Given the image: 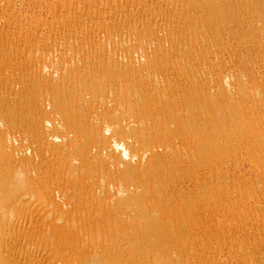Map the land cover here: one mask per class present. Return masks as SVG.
Here are the masks:
<instances>
[{
    "label": "rangeland",
    "instance_id": "374dc122",
    "mask_svg": "<svg viewBox=\"0 0 264 264\" xmlns=\"http://www.w3.org/2000/svg\"><path fill=\"white\" fill-rule=\"evenodd\" d=\"M132 1L138 4L131 0H0V210L14 213V219L29 218V226L37 233L25 232L21 226L16 233L14 226L10 230L13 224L5 222H0V232L9 228L17 243L22 242V234L40 243L34 264H264V10H258L264 8V0H198L203 6H196L197 0L187 4L170 0L172 6L169 0L166 4L165 0ZM204 5L208 12H202ZM226 5H232L231 13ZM177 20L184 28L180 34L174 26ZM146 37L153 40L152 45ZM50 52L54 55L48 57ZM146 55L153 56L150 63ZM132 59L133 65L129 64ZM112 65L118 70H110ZM126 66L133 73L157 78L168 89L171 101L155 102L165 105V114L176 120L171 132L178 138L190 132L198 142L190 176L148 179L143 194L127 189L138 175L125 182L117 180L121 168L112 166L119 157L107 148L114 135L123 138L134 133V127L129 130L125 125V120L132 119L126 113L131 106L112 95L116 88L107 84L120 78L117 73L127 71ZM160 67L165 71L159 73ZM47 71H54L53 79ZM77 72L81 76L73 77ZM173 79H180L181 90L196 96L195 103L184 106L173 97ZM238 81L242 86L246 83L248 92L238 89ZM65 88L71 91L66 97ZM99 88L103 90L91 92ZM78 94L84 100L80 105L75 101ZM60 97L61 108H55L52 100ZM96 102L99 109L92 107ZM63 114L58 130L71 129L66 139L54 130L55 117ZM184 115L191 119L187 127L178 119ZM45 121L49 125L44 130ZM105 123L115 129L103 132ZM49 134L58 141L43 138ZM131 142L137 163L144 148ZM98 180L102 183L97 186ZM107 185L121 192L125 187L124 194L116 190L110 194V190L104 195ZM157 186L164 191L155 192ZM140 205L143 210L149 208L145 215L137 210ZM130 208H137L136 212ZM166 211L169 218L162 216ZM20 244L16 247L24 242ZM56 247L62 250L61 259L55 257Z\"/></svg>",
    "mask_w": 264,
    "mask_h": 264
},
{
    "label": "bare ground",
    "instance_id": "6f19581e",
    "mask_svg": "<svg viewBox=\"0 0 264 264\" xmlns=\"http://www.w3.org/2000/svg\"><path fill=\"white\" fill-rule=\"evenodd\" d=\"M127 1H129V0H127ZM137 1H139V0H137ZM144 1V0H143ZM173 1V3H175L176 2V0H175V2H174V0H172ZM179 1V0H178ZM181 1H184V0H181ZM191 3L194 1H192V0H189ZM189 1H187L186 0V2H184L185 4H187V2H189ZM196 1V0H195ZM194 1V2H195ZM200 1H202L203 2V0H200ZM213 1V0H212ZM214 1H216V0H214ZM213 1V2H214ZM220 1H222V0H220ZM219 1V2H220ZM131 2H134V1H132L131 0ZM145 2V1H144ZM168 1H166L165 0V3L164 2H162V3H164V4H166ZM197 3H199L198 2V0L196 1ZM201 2V3H202ZM134 3H136V1L134 2ZM141 3V2H140ZM169 3H170V0H169ZM172 3V2H171ZM170 3V4H171ZM183 3V2H182ZM201 3H199V4H196V6L197 5H200ZM212 3V2H211ZM221 3V2H220ZM224 3H226V2H224ZM223 3V4H224ZM127 4V3H126ZM136 4H138V2L136 3ZM176 4V3H175ZM180 4V3H179ZM189 4V3H188ZM207 4V3H206ZM222 4V3H221ZM222 4V5H223ZM228 4H229V2H228ZM227 4V5H228ZM173 4H171V6H172ZM192 4H190L189 6H191ZM195 5V4H194ZM211 5V4H210ZM213 3H212V7H213ZM217 6V8H218V3L216 4ZM225 6V7H228V6ZM132 6H134V5H132ZM167 6H169L170 7V5H168L167 4ZM176 6V5H175ZM179 6V5H178ZM183 6H185L186 7V5H183ZM182 6V7H183ZM196 6H193V8L194 7H196ZM201 6H203L202 4H201ZM205 7V9H203V10H205V11H202L203 13L204 12H208V11H206L207 10V8L209 7V4L207 5V8H206V5H204ZM230 6H232V5H229V10L228 9H226V10H228L229 12H230V8H232V7H230ZM235 6V5H234ZM240 6V5H239ZM243 6V5H242ZM242 6H240V8L242 7ZM124 7V6H123ZM179 7H181V6H179ZM198 7H200V6H198ZM197 7V8H198ZM212 7H210V8H212ZM221 8H222V6H220ZM236 7V6H235ZM234 7V8H235ZM264 7V6H263ZM120 8V7H119ZM163 8H166V6L165 7H163ZM162 8V9H163ZM168 8V7H167ZM177 8V7H176ZM201 9H202V7H200ZM233 8V10L232 11H234L235 9ZM238 8V7H237ZM245 7L243 6V8L242 9H244ZM123 9V8H122ZM121 9V10H122ZM133 9V8H132ZM173 9V8H172ZM182 9H184V8H182ZM187 9H190V8H188V5H187ZM191 9H192V7H191ZM213 9H215V10H217L216 8H215V5H214V8ZM213 9H211V11H213ZM220 9V8H219ZM225 9V8H224ZM239 9V8H238ZM237 9V10H238ZM264 10V8H262V6L261 7H259V11L260 10ZM119 11H120V9H118ZM117 10V11H118ZM129 10V9H128ZM130 10H131V8H130ZM166 10V9H165ZM167 10H169V9H167ZM175 10V9H174ZM178 10H180L179 8H178ZM185 10V9H184ZM192 10H195V9H192ZM198 10V9H197ZM197 10H195L196 12H197ZM260 11V12H263V11ZM116 11V12H117ZM123 11V10H122ZM127 11V10H126ZM150 11V10H149ZM158 11V10H157ZM157 11H155V12H157ZM163 11V10H162ZM177 11V10H176ZM187 11V10H186ZM185 11V12H186ZM217 11H219V10H217ZM227 11V12H228ZM258 11V12H259ZM123 12H125V11H123ZM128 12V11H127ZM133 12V11H132ZM151 12V11H150ZM153 12V11H152ZM168 12V11H167ZM171 12V11H170ZM174 12V11H173ZM180 12V11H179ZM188 12V11H187ZM190 12V11H189ZM196 12H195V15H196ZM199 12H200V10H199ZM201 12V13H202ZM259 12V13H260ZM118 13V12H117ZM120 13H122L121 11H120ZM154 13V12H153ZM159 13V12H158ZM162 13V12H161ZM163 13H165V12H163ZM177 13V12H176ZM194 13V12H193ZM198 13V12H197ZM231 13V12H230ZM264 13V12H263ZM119 14V13H118ZM156 14V13H155ZM186 14H188V13H186ZM200 14V13H199ZM198 14V15H199ZM248 14V13H247ZM164 15V14H163ZM194 15V16H195ZM197 15V16H198ZM189 16H190V14H189ZM197 16H195V17H197ZM263 16H264V14H263ZM191 17H193V16H191ZM194 17V18H195ZM198 18V17H197ZM190 19H192V18H190ZM180 20V19H179ZM172 21H174V19L172 20ZM193 21H194V19H193ZM262 21V20H261ZM264 21V20H263ZM174 22H176V21H174ZM173 22V23H174ZM182 22V21H181ZM181 22H179L178 20H177V23H176V25H174L175 27H178L179 28V30L181 29H184L183 28V26L181 27L178 23H180L181 24ZM187 22V21H186ZM224 22V21H223ZM226 22V21H225ZM254 22V21H253ZM260 22V21H259ZM173 23H171V26H172V24ZM188 23V22H187ZM229 23H230V21H229ZM248 23V22H247ZM250 23H251V21H250ZM257 23V22H256ZM264 23V22H263ZM186 24V23H185ZM222 24H224V23H222ZM225 24H227V23H225ZM253 24H255V23H253ZM258 24V23H257ZM261 24L262 23H260V26H261ZM184 25V24H183ZM228 25V24H227ZM243 25H245V27H246V24H243ZM189 26L190 27H192V24L190 25L189 24ZM247 26H248V24H247ZM254 25H252V27H253ZM256 26V25H255ZM174 27V28H175ZM185 27V26H184ZM186 27H187V25H186ZM194 27V26H193ZM259 27V26H258ZM258 27H256L257 29H259ZM262 27V26H261ZM171 28V27H170ZM188 28V27H187ZM186 28V29H187ZM249 28V27H248ZM263 28H264V26H263ZM263 28H262V30H263ZM189 29V28H188ZM247 29V28H246ZM250 29V28H249ZM256 29V30H257ZM171 30H174V29H171ZM170 30V31H171ZM175 30H177V29H175ZM181 30H180V32H179V34L181 33ZM193 30H195V29H193ZM121 31V30H120ZM123 31V30H122ZM185 31V30H184ZM187 31V30H186ZM249 31V30H248ZM254 31V30H253ZM258 31V30H257ZM259 31H261V28L259 29ZM258 31V32H259ZM264 31V30H263ZM183 32V31H182ZM250 32H252V30L250 31ZM262 32V31H261ZM121 33V32H120ZM178 33V32H177ZM186 33V32H185ZM191 33V32H190ZM189 33V34H190ZM257 33V32H256ZM123 35H125L124 33H122ZM128 35V34H127ZM131 35V34H130ZM129 35V36H130ZM126 36V35H125ZM137 36H138V34H137ZM172 36V35H171ZM128 37V36H127ZM164 38L166 37L167 39H168V36L167 35H165V36H163ZM176 37V36H175ZM193 37V36H192ZM138 38V40H139V38H141L140 36L139 37H137ZM171 38V37H170ZM172 38H173V36H172ZM179 38V37H178ZM186 38V37H185ZM188 38V37H187ZM191 38V37H190ZM217 38H219V37H217ZM174 39V38H173ZM177 39V38H176ZM192 39V38H191ZM196 39V38H195ZM195 39H193V40H195ZM216 39V38H215ZM220 39V38H219ZM141 40V39H140ZM139 40V41H140ZM148 40V41H147ZM175 40V39H174ZM173 40V41H174ZM178 40V39H177ZM179 40H180V38H179ZM182 40H184V39H181V41ZM186 40H189V39H186ZM202 40V39H201ZM201 40H200V42H201ZM145 41H147V44L148 45H152L153 44V40H150L148 37H146V39H145ZM202 41H204V39L202 40ZM217 41V40H216ZM218 41H220V40H218ZM183 42V41H182ZM197 42V41H196ZM199 42V41H198ZM202 43V42H201ZM198 45H199V43H198ZM202 45V44H201ZM54 55V53L53 52H50V53H48V57H51V56H53ZM139 55H140V53H139ZM145 55V54H144ZM143 55V56H144ZM208 55V54H207ZM136 53H135V60H138V61H136V62H139V59H136ZM180 56V55H179ZM183 56H185V55H183ZM190 56V55H189ZM151 57H153V56H149L148 57V55H146V58H147V60H145V61H147V63H150V61L152 60V58ZM172 57V56H171ZM186 57H188V55L186 56ZM209 57V56H208ZM133 58V57H132ZM137 58H140V56H137ZM145 58V59H146ZM174 58H177V55H176V57H174ZM181 58V57H180ZM182 58H184V57H182ZM134 59V58H133ZM132 59V60H133ZM169 59H170V56H169ZM190 59V58H189ZM214 59V58H213ZM135 60H133L132 62H130L129 64H131V63H133ZM186 60H188V59H186ZM191 60V59H190ZM205 60V59H204ZM218 60V59H217ZM169 60H167V62H168ZM183 61V60H182ZM65 64V63H64ZM63 64V65H64ZM66 64H69V62L68 63H66ZM66 64H65V66H66ZM125 64H128L127 62L125 63ZM128 64V65H129ZM138 64L139 63H137V66H138ZM70 65V64H69ZM105 65V64H104ZM116 65V64H115ZM121 65H124V64H121ZM131 65H133V64H131ZM68 66V65H67ZM66 66V67H67ZM106 66H107V64H106ZM113 66V68L112 67H109L110 68V70H113L114 69V71L115 70H118V69H116L115 67H114V65H112ZM125 66V65H124ZM136 66V65H135ZM117 67V66H116ZM121 67V66H120ZM164 67V66H163ZM106 68V67H105ZM118 68V67H117ZM125 68V67H124ZM126 68H127V66H126ZM132 68V67H131ZM130 67H128L127 68V71H124V69L121 71V73H117V75H119L120 76V78H117V80H115V79H111V78H109L108 80H110L111 79V81H107L106 83L108 84V85H111V87L113 86V87H115L116 88V91H115V93H114V91H113V93H112V95L114 94V96H120L121 97V102L122 101H124L126 104H127V106H131L130 107V112H126L127 114H128V116H130L132 119L130 120V121H127V120H125L126 121V128H128L129 130H130V128L132 129V127H134V133H131V134H133V136L132 137H123V138H121V137H117V136H115L114 134V137H112V138H110L111 140L109 141V143H108V146H107V148L109 149V151H111V153H113V154H116V156L117 157H119V160L117 161V162H115L114 163V165L112 166V168H114V169H119V168H121V170L119 171V172H117V173H120V175L118 176V174H117V180H119V181H128V180H131L130 178L131 177H133L134 175H138L137 176V179H135V180H132V182L133 181H135V183H133V184H131V186H130V184H129V186H127V189L128 190H133L134 191V193H140V192H142L141 194H143V190H144V193H145V189H144V186H145V184L149 181L148 179H155L157 176H159L160 177V179L163 181V180H165V181H168V179L170 180V178H172L173 177V174H175V177H177L178 179H180L181 177H183V174H188L189 175V171H190V169L191 168H193V166H194V162L196 161L195 159H194V157H195V151H196V148H197V144H198V142H197V144H196V141H195V139L193 138L192 139V136H191V134H190V132H188L184 137H182V138H178L177 136H175L172 132H171V126L173 125V124H175V122H176V120L173 118V117H171L169 114L168 115H166L165 113H168V110L166 109L165 110V105H164V107H162V106H160V105H158L157 103L158 102H155V101H158V100H160V103H162L161 101H163V103H164V100H167V101H171V99H170V94H169V91H168V89L167 88H163V87H161L160 85H159V80L157 79V78H155V77H152V76H150V75H148L147 73H145V75L144 74H142L140 71H139V73H133V71H135V70H133L132 71V69H131ZM103 69H104V67H103ZM120 69V68H119ZM121 69H122V67H121ZM134 69H136V70H138L137 68H134ZM104 71V70H103ZM165 71V69L164 68H162V67H160V68H158V72L159 73H162V72H164ZM113 72V71H112ZM48 76H50L52 79H53V74H54V71H47V72H45ZM82 73V72H81ZM81 73H75L74 74V76L73 77H75V78H79L80 76H81ZM88 73H90V72H88ZM105 73H107V72H105ZM110 73V72H109ZM108 73V74H109ZM87 74V73H86ZM113 75H114V73H113ZM220 75V74H219ZM227 75V74H226ZM226 75H225V77H226ZM85 76V75H84ZM87 76V75H86ZM103 76H107V74L106 75H102V77ZM228 77H229V74L227 75ZM83 77V76H82ZM108 77V76H107ZM107 77H105V80L107 79ZM109 77H110V74H109ZM112 77V76H111ZM228 77H226V78H224L223 76H220V80L221 81H223L224 79H225V81L224 82H226V80H228ZM231 77H233V78H235L234 76H231ZM113 78V77H112ZM115 78V77H114ZM224 78V79H223ZM237 78V77H236ZM56 79V78H55ZM104 79V78H103ZM182 79V78H181ZM191 79V78H190ZM101 81H102V79H101ZM104 81V80H103ZM185 81V80H184ZM193 81V80H192ZM194 81H196V80H194ZM232 81H234V80H232ZM231 81V82H232ZM241 81V80H240ZM105 82V81H104ZM173 84H174V86L176 87V92H174V95H173V97H177L179 100H180V102L185 106V105H187V106H189L190 104H192V103H195L196 102V99H195V97L193 96V94L192 93H190V92H188V91H185V90H181V88H180V86H179V84H180V79H173ZM228 82V81H227ZM236 82H237V80H236ZM242 82V81H241ZM243 83V82H242ZM242 83H240L239 81H238V83H237V85H238V89L240 90V89H242V91H247V90H245V89H247L248 87H246V83L242 86ZM99 84V83H98ZM102 84V83H101ZM100 84V85H101ZM104 84V83H103ZM234 84H236V83H234ZM99 85V86H100ZM105 85V84H104ZM104 85H101V86H104ZM263 85V84H262ZM70 86V85H69ZM94 86V85H93ZM97 86V85H96ZM98 86V87H99ZM249 86V85H248ZM64 87H67L66 85L64 86ZM104 87H106L107 88V85H105ZM104 87H102L103 89H104ZM175 87H173V88H175ZM229 87V86H228ZM231 87V86H230ZM235 87V86H234ZM251 87V86H250ZM264 87V86H263ZM68 88V87H67ZM67 88H65V89H67ZM69 88H71V86L69 87ZM89 88H90V86H89ZM102 88H99V89H94L93 91H91L92 93H99L100 92V90L102 89ZM106 88H105V90L104 91H106ZM102 89V90H103ZM233 89V88H232ZM235 89V88H234ZM251 89V88H250ZM60 90H63V89H60ZM68 91H67V93H66V95H64L65 97L67 96V94L69 93H71V91L69 90V89H67ZM108 90V89H107ZM110 90H111V88H110ZM113 90H115V89H113ZM174 90V89H173ZM181 90V91H180ZM64 91H66V90H64ZM72 91H73V89H72ZM87 91H89V90H86L85 92H87ZM196 91V90H195ZM199 91V90H198ZM235 91V90H234ZM237 91V90H236ZM251 91V90H250ZM74 92H75V90H74ZM171 92V91H170ZM178 92V93H177ZM181 92V93H180ZM194 92V91H193ZM238 92V91H237ZM248 92V91H247ZM261 92V91H260ZM65 93V92H64ZM104 94H105V92H103ZM111 93V92H110ZM180 93V94H179ZM240 93V92H239ZM238 93V94H239ZM251 93V92H250ZM102 94V93H101ZM103 94V95H104ZM107 95H108V92L106 93ZM169 94V95H168ZM63 94H61V96H62ZM72 95H74V94H72ZM77 95V94H76ZM90 95V94H89ZM245 95V94H244ZM94 96H96V94L94 95ZM98 96V95H97ZM111 96V95H110ZM74 97V96H73ZM113 97V96H112ZM115 97V98H116ZM172 97V96H171ZM172 97V98H173ZM234 97V96H233ZM61 98L62 97H60V98H55V99H53L52 100V103L53 104H55V108H61V105H62V100H61ZM70 98V97H69ZM99 98V97H98ZM104 97H102V99H103ZM114 98V97H113ZM117 98H119V97H117ZM243 98V97H242ZM247 98V97H246ZM176 99V98H175ZM254 99V101H255V98H253ZM68 100V99H67ZM66 100V101H67ZM74 100H75V98H74ZM101 100V99H100ZM173 100V99H172ZM235 100V99H234ZM77 103H79V105L80 104H82L83 102H84V100L82 99V95H79L78 94V96L76 97V100H75ZM112 101H114V99L112 100ZM116 101V100H115ZM241 101V100H240ZM64 102H65V100H64ZM101 102H102V100H101ZM239 102V101H238ZM256 102V101H255ZM254 102V103H255ZM177 103V102H176ZM250 103H251V101H250ZM250 103H249V105H250ZM257 103V102H256ZM98 104H100V102H96L95 104H93V106L92 107H97V109H99V107H98ZM169 104V103H168ZM180 104V103H179ZM78 105V104H77ZM120 105H121V103H120ZM248 105V106H249ZM257 105V104H256ZM102 106H104V104L102 105ZM117 106H119V105H117ZM133 106V107H132ZM172 106V105H171ZM174 106H175V104H174ZM182 106V105H181ZM30 107V106H29ZM247 107V106H246ZM116 108H118V107H116ZM123 108V107H122ZM121 108V109H122ZM126 108V107H125ZM124 108V109H125ZM129 108V107H128ZM183 108V107H182ZM103 109V108H102ZM243 109V108H242ZM104 110H105V108H104ZM114 110H115V108H114ZM127 110V109H126ZM125 110V111H126ZM238 110V109H237ZM73 111V110H72ZM98 111V110H97ZM106 111V110H105ZM113 111V110H112ZM117 111V110H116ZM8 112H9V110H8ZM7 112V113H8ZM74 112V111H73ZM94 112V111H93ZM114 112V111H113ZM118 112H119V110H118ZM123 112V111H122ZM121 112V114H123ZM84 113V112H83ZM114 113H117V112H114ZM113 113V114H114ZM74 114V113H73ZM165 114V115H164ZM236 114V113H235ZM70 115H71V113H70ZM75 115V114H74ZM77 115V114H76ZM82 115V114H81ZM112 115V114H111ZM60 118L58 119L57 117H55V128H54V130H57L55 133H58V131H60V134L62 135V137L63 138H67L68 137V135L70 134V132L66 129V128H64V129H66V131L65 130H58V129H62V126L60 125V123H59V121L61 120L62 121V119H64L65 120V115L63 114V115H58ZM73 116V115H72ZM125 116V115H124ZM112 117V116H111ZM121 117V116H120ZM117 118V117H116ZM127 119V118H126ZM179 120H180V122H181V125H182V127L184 126V127H187L188 125H190V122H191V119L189 118V116H187V115H184V116H179V118H178ZM177 119V120H178ZM111 120V119H110ZM246 120V119H245ZM124 121V120H123ZM240 121V120H239ZM64 122V121H63ZM62 122V123H63ZM101 122V121H100ZM99 123L97 122L96 123V128H97V125H98ZM103 124V123H102ZM115 124V123H114ZM121 124V123H120ZM124 124V123H123ZM49 125V122H47V121H45L42 125H41V127H43V129L45 130L46 128H47V126ZM82 125H84V124H82ZM99 126H100V124H99ZM98 126V127H99ZM121 126H123V125H121ZM120 126V127H121ZM249 126V125H248ZM59 127V128H58ZM124 127V126H123ZM154 127H157V128H159V129H161V132H159V133H150V132H148V129H151V128H154ZM251 127V126H250ZM101 128V127H100ZM99 128V129H100ZM125 128V129H126ZM102 129H103V132H109V131H111L112 129H115V125H112V124H109V123H105L104 125H102ZM124 129V130H125ZM73 130V129H72ZM121 131H122V128L120 129ZM125 131H128V130H125ZM16 132V131H15ZM79 133L78 134H80V132H81V130L80 131H78ZM130 132V131H129ZM9 133V132H8ZM14 133V132H13ZM77 133V132H76ZM16 135V134H15ZM81 135V134H80ZM121 135V134H120ZM44 137V139H46V140H49L50 141V143L51 142H56V141H58L57 140V136L56 135H53V134H49V135H43ZM72 136V135H71ZM70 137V136H69ZM78 137H79V135H78ZM65 138V139H66ZM71 138V137H70ZM80 138H82V136L80 137ZM133 139V141H134V143L136 142L137 143V146H139V147H141L142 149L144 148V150L142 151V153H141V158H139L138 159V162L137 163H134L133 161H135L136 160V155H133L132 153H131V150L130 149H132V142H131V140ZM43 140V139H42ZM239 141V140H238ZM49 143V144H50ZM134 148V147H133ZM137 148V147H136ZM173 150H175L177 153H178V155L177 154H174L173 153ZM222 150V149H221ZM224 150V149H223ZM174 151V152H175ZM226 151V150H225ZM135 152V151H134ZM175 152V153H176ZM139 153V152H138ZM203 153V152H202ZM136 154V153H135ZM197 154V153H196ZM203 156V155H202ZM197 157V156H196ZM195 157V158H196ZM201 157V156H200ZM199 157V158H200ZM193 160H195L194 162H193ZM74 161V160H73ZM137 161V160H136ZM71 163V162H70ZM197 163V162H196ZM86 164H88V163H86ZM199 165V164H198ZM68 166V165H67ZM72 166V165H71ZM70 166V167H71ZM81 166V165H80ZM77 167H79V166H77ZM195 167V166H194ZM209 167V166H208ZM73 168V167H72ZM76 168V167H75ZM81 168H82V166H81ZM86 168H88V165L86 166ZM206 168V167H205ZM89 169V170H88ZM87 170L88 171H90V168H88ZM203 169V168H202ZM207 169V168H206ZM211 169V168H210ZM212 170V169H211ZM207 171V170H206ZM110 172V171H109ZM192 172V171H191ZM101 173V172H100ZM212 173V172H211ZM211 173H209V174H211ZM15 174V173H14ZM176 174H177V176H176ZM3 175V174H2ZM72 175V174H71ZM76 175V174H75ZM111 175V174H110ZM144 175V176H143ZM101 177H97L98 179H100V178H102V175H100ZM107 176H109V175H107ZM113 176V175H112ZM181 176V177H180ZM190 176V175H189ZM105 177V175L103 176V178ZM185 177V176H184ZM192 177V176H191ZM208 177V176H207ZM193 178V177H192ZM8 179V178H7ZM15 179V178H14ZM73 179H75V177L73 178ZM78 178L76 177V180H77ZM105 179H107L106 177H105ZM105 179H104V181H105ZM110 179V178H109ZM157 179V178H156ZM159 179V178H158ZM157 179V180H158ZM173 179V178H172ZM186 179H187V177H186ZM80 180V179H79ZM191 180V179H190ZM99 181V180H98ZM98 181H96L97 182V184H95V185H99V184H101L102 182H100L99 181V183H98ZM103 181V180H102ZM103 181V182H104ZM114 181V180H113ZM176 181V180H175ZM187 181V180H186ZM189 181V180H188ZM194 181V180H193ZM95 182V183H96ZM112 182V181H111ZM124 182H122V183H124ZM130 182V181H129ZM153 182L151 181V184H152ZM196 183L197 184H199V181L197 180L196 181ZM104 184V183H103ZM102 184V185H103ZM119 184H121V182L119 183ZM125 184H127V183H125ZM148 184V183H147ZM146 184V185H147ZM164 184V183H163ZM167 184V183H166ZM172 184V183H171ZM183 184V183H182ZM181 184V185H182ZM5 185V184H4ZM155 185H156V182H155ZM159 185V184H158ZM101 186V185H100ZM118 186H120V185H118ZM122 186V185H121ZM163 186V185H162ZM166 186V185H165ZM179 186H180V184H179ZM103 186H101V188H102ZM106 187V188H105ZM114 187H116V186H114ZM153 186L151 185V188H152ZM167 187V186H166ZM125 188V187H124ZM124 188H123V190H122V192L124 191ZM154 188V187H153ZM104 190H106V193H104V195L105 194H107V191L108 192H110V190L111 189H109V187H108V185L107 186H104V188H103ZM112 189H114V188H112ZM160 189H162V187L161 188H159L158 189V186H157V188H155L154 189V191L155 192H157L158 190L160 191ZM115 190H116V192L117 193H121V194H124V193H122L121 191H120V189L118 190V188L116 187L115 188ZM115 190H111V193L110 194H112ZM21 191V193H22V190H20ZM27 191V190H26ZM25 191V192H26ZM119 191V192H118ZM127 191V190H126ZM162 191H164V188L162 189ZM154 192V193H155ZM11 193V192H10ZM13 193V192H12ZM27 193H29V192H27ZM26 193V194H27ZM31 193V192H30ZM115 193V192H114ZM133 193V192H132ZM147 193H148V191H147ZM165 193V192H164ZM163 194V193H162ZM172 194V193H171ZM25 195V194H24ZM23 195V196H24ZM117 195V194H116ZM127 195V194H126ZM131 195V194H130ZM155 195V194H154ZM158 195V194H157ZM161 195V194H160ZM170 195V194H169ZM10 196V195H9ZM114 197H116L115 195H113ZM118 196V195H117ZM132 196V195H131ZM136 196H138V195H136ZM144 196V195H143ZM147 196V195H146ZM163 196H164V194H163ZM166 196V195H165ZM171 196V195H170ZM18 197V196H17ZM114 197H112V198H114ZM122 197V196H121ZM150 197H152L151 195H150ZM157 197V196H156ZM158 197H160V196H158ZM162 197V196H161ZM160 197V198H161ZM174 197V196H173ZM172 197V198H173ZM160 198H159V200H160ZM164 198V197H163ZM166 198V200H168L167 199V197H165ZM6 199V198H5ZM116 199V198H115ZM174 199V198H173ZM117 200H118V198H117ZM119 202H121L120 201V199L118 200ZM123 201V200H122ZM151 201V200H150ZM152 201H155V200H152ZM151 201V202H152ZM161 201V200H160ZM160 201H158V202H160ZM163 201H164V199H163ZM151 202H149V204L151 203ZM157 201H156V203H158ZM154 203V202H153ZM165 203H166V201H165ZM21 204V203H20ZM145 204V203H144ZM144 204H142V205H144ZM147 204V203H146ZM146 204H145V206H146ZM155 204V203H154ZM163 204V203H162ZM167 204H168V202H167ZM128 205V204H127ZM126 205V206H127ZM151 205V204H150ZM149 205V206H150ZM158 205V204H157ZM6 206V205H5ZM148 206V207H149ZM154 206V205H153ZM163 206V208H164V206H165V204L164 205H162ZM162 206H159V207H162ZM132 207V206H131ZM143 208V206H139L138 207V211H140V212H142V209ZM151 208V207H150ZM131 209V211H133V212H136V209H132V208H130ZM144 209H146V207H144ZM149 209V208H148ZM143 210V212L144 211H149V210ZM151 209H153V208H151ZM150 209V210H151ZM155 209H157V208H155ZM160 209H162V208H160ZM154 210V209H153ZM167 211H168V209H166ZM157 211V210H156ZM164 211V210H163ZM163 212L162 214V216L164 217V218H169V213L168 212ZM132 212V213H133ZM143 212H142V214H143ZM151 212H153V211H151ZM155 212V211H154ZM158 212V211H157ZM127 213V212H126ZM156 213V212H155ZM161 213V212H160ZM122 214V213H121ZM129 214V213H128ZM131 214V213H130ZM146 214V212H144V215ZM151 214H153V213H151ZM12 215H14V213L12 214L11 212L9 213H7L6 212V210L5 211H3V210H0V222H2V223H7V225H10V224H13L12 225V227L10 228V230H13L12 228H13V226H14V228H16L17 229V227H19V226H21V227H23V228H25V232H31L32 231V233H37V231H36V229H35V227H33V226H29V218H28V220L26 221L24 218L25 217H18L17 216V218H11V217H13ZM140 215V214H139ZM159 215H161V214H159ZM125 216V215H124ZM128 216H131V215H127V217ZM147 216V215H146ZM126 217V216H125ZM139 217V216H138ZM149 218V217H148ZM151 221V220H150ZM1 223V224H2ZM31 223V222H30ZM3 227V226H2ZM72 227V226H71ZM5 228V227H4ZM3 228V229H4ZM2 229V228H1ZM15 229V230H16ZM67 229V228H66ZM71 229V228H70ZM69 230V229H68ZM3 231V230H2ZM2 231L0 232V264H34L35 263V261H36V257H35V259H34V254H35V251H36V249H37V246L40 244V243H37L36 241H31V240H28V237H25L23 234H22V238L20 239V240H22V242H24V244L20 247V243H22V242H20V243H17V240H15V235H13V232H11L10 234H8L9 233V228H6V231L5 232H3L2 233ZM18 232V229H17V231H16V233ZM19 233V232H18ZM38 234H39V232H38ZM28 236V235H27ZM38 236V235H37ZM30 237V236H29ZM19 239V238H18ZM14 241H15V243H14ZM12 243V244H11ZM13 243H14V245H13ZM113 243V242H112ZM17 244H20V245H18L19 247H16L17 246ZM115 244V243H114ZM131 244V243H130ZM110 245V244H109ZM108 246V245H107ZM116 247V246H115ZM91 249V248H90ZM93 250V249H92ZM94 251H96V249L94 250ZM61 252H62V250H61V248H59V247H56V249H55V257H58V258H60L61 259ZM97 252V251H96ZM95 252V253H96ZM89 253V252H88ZM93 253V252H92ZM98 253V252H97ZM90 254H91V251H90ZM72 260V259H71ZM75 260V259H74ZM76 261V260H75ZM80 261V260H79ZM83 261V260H82ZM77 262V261H76ZM75 262V263H76ZM87 262V261H86ZM67 263V262H66ZM69 263V262H68ZM67 263V264H68ZM81 263V262H80ZM55 264H61L60 263V261H56L55 262ZM64 264V263H63ZM73 264V263H72Z\"/></svg>",
    "mask_w": 264,
    "mask_h": 264
}]
</instances>
